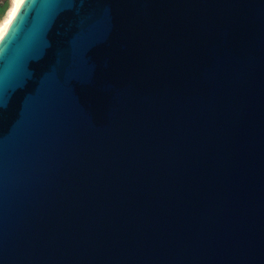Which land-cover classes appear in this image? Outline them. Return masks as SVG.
<instances>
[{
  "label": "water",
  "instance_id": "water-1",
  "mask_svg": "<svg viewBox=\"0 0 264 264\" xmlns=\"http://www.w3.org/2000/svg\"><path fill=\"white\" fill-rule=\"evenodd\" d=\"M22 7L0 264H264V0Z\"/></svg>",
  "mask_w": 264,
  "mask_h": 264
},
{
  "label": "snow or ice",
  "instance_id": "snow-or-ice-1",
  "mask_svg": "<svg viewBox=\"0 0 264 264\" xmlns=\"http://www.w3.org/2000/svg\"><path fill=\"white\" fill-rule=\"evenodd\" d=\"M26 3V0H19V6L17 7L16 11L12 13V18H10L7 24L3 28V33H0V41L5 39L6 35L11 34L12 27L15 26V21L18 18L19 14H22L23 7ZM11 26V27H10Z\"/></svg>",
  "mask_w": 264,
  "mask_h": 264
},
{
  "label": "bare ground",
  "instance_id": "bare-ground-1",
  "mask_svg": "<svg viewBox=\"0 0 264 264\" xmlns=\"http://www.w3.org/2000/svg\"><path fill=\"white\" fill-rule=\"evenodd\" d=\"M19 6V0H11V5L7 11L5 18L0 22V33H3V28L7 24L8 20L12 18V13L16 11Z\"/></svg>",
  "mask_w": 264,
  "mask_h": 264
},
{
  "label": "rangeland",
  "instance_id": "rangeland-1",
  "mask_svg": "<svg viewBox=\"0 0 264 264\" xmlns=\"http://www.w3.org/2000/svg\"><path fill=\"white\" fill-rule=\"evenodd\" d=\"M11 5V0H0V22L5 18Z\"/></svg>",
  "mask_w": 264,
  "mask_h": 264
}]
</instances>
